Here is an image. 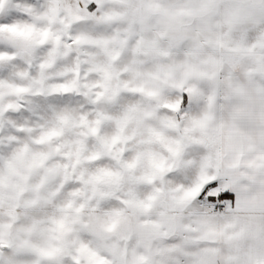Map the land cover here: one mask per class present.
<instances>
[{
  "label": "snow or ice",
  "instance_id": "obj_1",
  "mask_svg": "<svg viewBox=\"0 0 264 264\" xmlns=\"http://www.w3.org/2000/svg\"><path fill=\"white\" fill-rule=\"evenodd\" d=\"M0 264H264V0H0Z\"/></svg>",
  "mask_w": 264,
  "mask_h": 264
}]
</instances>
